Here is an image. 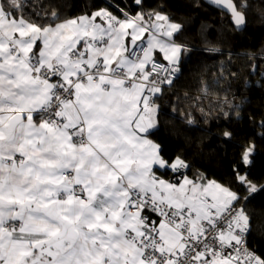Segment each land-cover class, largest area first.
Instances as JSON below:
<instances>
[{
	"label": "snow or ice",
	"instance_id": "6c2138e0",
	"mask_svg": "<svg viewBox=\"0 0 264 264\" xmlns=\"http://www.w3.org/2000/svg\"><path fill=\"white\" fill-rule=\"evenodd\" d=\"M29 2L0 0V264H264L232 187L258 191L255 145H237L225 185L150 138L181 26L118 6L41 17Z\"/></svg>",
	"mask_w": 264,
	"mask_h": 264
},
{
	"label": "trees",
	"instance_id": "16d2710c",
	"mask_svg": "<svg viewBox=\"0 0 264 264\" xmlns=\"http://www.w3.org/2000/svg\"><path fill=\"white\" fill-rule=\"evenodd\" d=\"M234 2L246 18L242 31L203 0H142V8L134 0H30L28 7L41 17L55 10L64 19L101 7L115 12L118 6L131 14L158 11L181 26L174 35L184 47L179 74L155 100L159 124L150 138L165 155L186 160L184 174H203L225 185L232 181L237 145H255L248 170L258 191L249 195L232 187L241 194L236 207L250 218L248 246L264 258V0ZM241 54L253 56L248 65L237 57ZM158 174L172 178L170 171Z\"/></svg>",
	"mask_w": 264,
	"mask_h": 264
},
{
	"label": "water",
	"instance_id": "95a60500",
	"mask_svg": "<svg viewBox=\"0 0 264 264\" xmlns=\"http://www.w3.org/2000/svg\"><path fill=\"white\" fill-rule=\"evenodd\" d=\"M203 1L205 3H207L208 5H210V6L214 7V8H217V9L223 11L224 13H226L230 17V20H231L233 26L235 27V29L237 31H242L245 28V26H246V18H245V23H243L242 25L237 27L235 25V23L233 22V18H232L230 10H227L223 5L216 3L215 0H203Z\"/></svg>",
	"mask_w": 264,
	"mask_h": 264
},
{
	"label": "rangeland",
	"instance_id": "374dc122",
	"mask_svg": "<svg viewBox=\"0 0 264 264\" xmlns=\"http://www.w3.org/2000/svg\"><path fill=\"white\" fill-rule=\"evenodd\" d=\"M237 57L239 58V60L241 61L243 65H248L249 60L253 58V56L251 55H243V54L238 55Z\"/></svg>",
	"mask_w": 264,
	"mask_h": 264
},
{
	"label": "built area",
	"instance_id": "2783aa9c",
	"mask_svg": "<svg viewBox=\"0 0 264 264\" xmlns=\"http://www.w3.org/2000/svg\"><path fill=\"white\" fill-rule=\"evenodd\" d=\"M178 74H179V71L175 74V76H173V77L171 78L172 81H173L175 78L178 77ZM166 84H167V83H166ZM166 84H164L163 87H164ZM237 208H239V207H237ZM247 234H248V231L244 234V242H245V245H244V246H246V248H247L250 252H252V253L255 254V252L252 251V250L249 248V246H248V242H247ZM255 255H256V254H255Z\"/></svg>",
	"mask_w": 264,
	"mask_h": 264
},
{
	"label": "crops",
	"instance_id": "0c3cea01",
	"mask_svg": "<svg viewBox=\"0 0 264 264\" xmlns=\"http://www.w3.org/2000/svg\"><path fill=\"white\" fill-rule=\"evenodd\" d=\"M172 23H176V22H174V21H171ZM177 24V23H176ZM174 35H175V33H174ZM174 35H173V37H172V39L175 41V39H174ZM176 42V41H175ZM177 43V42H176ZM159 58V57H158ZM165 178V177H164ZM165 179H170V178H165Z\"/></svg>",
	"mask_w": 264,
	"mask_h": 264
}]
</instances>
